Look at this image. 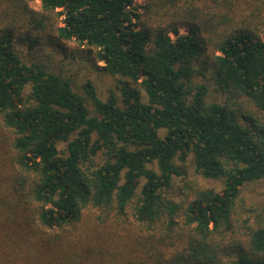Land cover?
Instances as JSON below:
<instances>
[{"label": "trees", "instance_id": "obj_1", "mask_svg": "<svg viewBox=\"0 0 264 264\" xmlns=\"http://www.w3.org/2000/svg\"><path fill=\"white\" fill-rule=\"evenodd\" d=\"M263 36L264 0H0V264H264Z\"/></svg>", "mask_w": 264, "mask_h": 264}, {"label": "rangeland", "instance_id": "obj_2", "mask_svg": "<svg viewBox=\"0 0 264 264\" xmlns=\"http://www.w3.org/2000/svg\"><path fill=\"white\" fill-rule=\"evenodd\" d=\"M147 0H135L137 5H143ZM36 7H40V2L34 3ZM181 33H186V28L180 29ZM174 37L175 35L172 34ZM264 37V36H263ZM69 49L66 54H60L59 58H65L66 69L69 74L73 73V77L76 81V85H81L84 81L91 79L101 95L106 97L109 91L118 89V79L110 74L96 69L93 64V59L90 57L87 47L80 49L75 43H68ZM71 61V62H70ZM70 62V63H69ZM211 97L212 99L220 98L214 90V85L211 86ZM187 175L177 177L175 179L176 187L184 186L186 182L191 185L200 186H213L219 187L220 183L217 180L205 179L197 174L192 164L187 166ZM242 203L251 205L253 202L261 204L264 207V180L247 184L242 188L241 192ZM138 233H136L137 235Z\"/></svg>", "mask_w": 264, "mask_h": 264}]
</instances>
